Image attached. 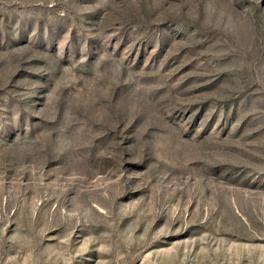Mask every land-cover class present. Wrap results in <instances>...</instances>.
Here are the masks:
<instances>
[{
  "label": "rangeland",
  "instance_id": "obj_1",
  "mask_svg": "<svg viewBox=\"0 0 264 264\" xmlns=\"http://www.w3.org/2000/svg\"><path fill=\"white\" fill-rule=\"evenodd\" d=\"M0 264H264V0H0Z\"/></svg>",
  "mask_w": 264,
  "mask_h": 264
}]
</instances>
